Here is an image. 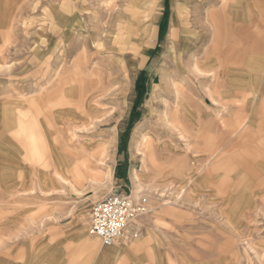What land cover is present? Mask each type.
<instances>
[{"label": "rangeland", "instance_id": "obj_1", "mask_svg": "<svg viewBox=\"0 0 264 264\" xmlns=\"http://www.w3.org/2000/svg\"><path fill=\"white\" fill-rule=\"evenodd\" d=\"M199 4L0 0V264H264V0L236 36L232 55L258 62L240 90L229 72L204 74L209 64L191 71L214 43L197 33ZM166 77L199 112L186 137L165 122L177 100ZM140 130L161 145L145 164ZM106 141V166L82 152ZM110 193L146 211L121 254L103 258L89 227Z\"/></svg>", "mask_w": 264, "mask_h": 264}, {"label": "crops", "instance_id": "obj_2", "mask_svg": "<svg viewBox=\"0 0 264 264\" xmlns=\"http://www.w3.org/2000/svg\"><path fill=\"white\" fill-rule=\"evenodd\" d=\"M256 2L257 0H200L199 14H198L199 23H198V27L196 28V30H197L198 35H200V39L202 37H205L206 33H210L211 35L210 40L214 42L212 46V51H210V53L209 52L205 53V54H210V56H207L204 60L202 59L199 60L201 64L200 68H202L204 65H207V64H209V66L214 67V69H211L214 72L212 71L204 72V74L212 75L214 78H216L218 75L222 73L229 72L230 74L229 78L231 79V81H233L231 83L233 89L241 88L240 83H242V79L246 81L247 85H249L251 75L255 71L256 65L258 64L256 60L250 59L249 56L246 55L245 52H243V54L239 56L232 55V52H234V50L237 47L236 36L240 35L241 31L244 28H245L244 30L247 32L251 30L253 26H255V23L252 22L253 19L250 20L251 18L249 16V13H250L249 6L251 5V3L253 5L256 4ZM242 8L247 10L248 15L246 14L245 16V14H241ZM246 19L248 20L247 24H243L242 25L243 27L239 30V26L241 25L239 23L244 22V20ZM3 38H4V35L0 34V44L3 42L2 41ZM247 49L249 48L246 47V51ZM5 56H6L5 54H1L0 58H3ZM243 59H244V62H243ZM191 60H193V57L190 58V62ZM237 61L239 63H237ZM199 72H200L199 73L200 75L203 73L201 70ZM233 74L235 76L237 75V78ZM247 89L248 88L244 89V91H246ZM211 91L214 94L217 91L211 88H208L207 90V93L210 95L212 100L217 103L218 100L217 98L213 96V93ZM236 101H239V99H237ZM204 111L207 112V109H204ZM36 125L38 126V124ZM45 145L46 144L44 143V146ZM80 181H76V182L78 183ZM131 225L132 224H130L129 229L126 233L127 238H129V235L131 234H134V233L138 234L137 229L132 230ZM86 241H88L89 244L92 243L88 239ZM118 243L119 242L111 246L106 245L108 246V248H101L100 250H98V254L102 255L103 258H107L108 256L114 255V254H121V252L126 247H125V244L119 247H114L118 245Z\"/></svg>", "mask_w": 264, "mask_h": 264}, {"label": "bare ground", "instance_id": "obj_3", "mask_svg": "<svg viewBox=\"0 0 264 264\" xmlns=\"http://www.w3.org/2000/svg\"><path fill=\"white\" fill-rule=\"evenodd\" d=\"M173 54L175 55L174 52H173ZM190 64L192 67L191 71L192 70L195 72L200 71V65L201 64L198 60H195V58H193V60H191ZM93 73H94V75H96L94 71H93ZM164 80L167 84V92L169 91L171 93L172 92L175 93V98L177 99L174 106H171L167 101L165 102L166 108H165V111L163 113L165 122L170 124L173 129L177 130L182 135V137H186L185 134L189 132V131H187V130H189V126H192V128L194 127L195 129L197 127H199V123H200L199 112H198L197 108L195 107V105H193V104L189 105L188 104L189 103L188 101L190 100L189 96L185 97L184 100L182 99V97H181L182 92L179 89V86H177L174 81L167 79V77L164 78ZM62 104L67 106L66 102H62ZM170 107H172V108H170ZM72 112H74V109L72 110ZM80 117H83V116H80ZM138 132L139 133H137L133 138V153L137 157L143 156L142 160H143L144 164L146 162L147 157H150V155H152V158L154 156V158L157 159L156 154H154L155 153L154 149L158 148L161 145L157 144L158 143L157 140L150 133L143 132V130L142 131L140 130ZM198 137H200L199 133H198ZM110 147H111V141H106L101 150L94 151V152H91V151L87 152V151L83 150L82 152L93 157V158H95L96 160H98L102 166L103 165L106 166L107 165L106 161L110 157ZM165 160H163V161H165ZM106 172H107L108 177L112 175V170L110 168H108ZM184 172H183V174H184ZM72 173H74V172H72ZM55 174L63 183L72 184V182L69 181V179L65 178L58 171ZM74 174H75L74 175L75 178L76 177L77 178L78 177L83 178L85 175V173H81L79 171L77 173H74ZM141 176H142V174H140V172L138 170H134L133 179H134V184L136 186L137 191H140L142 189V186H143L142 182H141L143 177H141ZM180 176H182V175H180ZM129 226L126 230V233L129 229ZM134 235H135V233H134ZM124 238L128 239L126 237V234H125ZM108 246H111V245H108Z\"/></svg>", "mask_w": 264, "mask_h": 264}, {"label": "built area", "instance_id": "obj_4", "mask_svg": "<svg viewBox=\"0 0 264 264\" xmlns=\"http://www.w3.org/2000/svg\"><path fill=\"white\" fill-rule=\"evenodd\" d=\"M145 211V206L132 195L110 193L93 206L89 232L105 245L115 244Z\"/></svg>", "mask_w": 264, "mask_h": 264}]
</instances>
